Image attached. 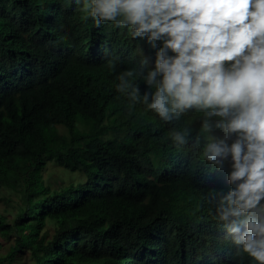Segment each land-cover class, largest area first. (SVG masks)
<instances>
[{
  "label": "trees",
  "instance_id": "trees-1",
  "mask_svg": "<svg viewBox=\"0 0 264 264\" xmlns=\"http://www.w3.org/2000/svg\"><path fill=\"white\" fill-rule=\"evenodd\" d=\"M155 52L73 0H0V188L17 193L11 220L0 215V264H235L204 198L226 172L115 88ZM48 160L82 179L53 189Z\"/></svg>",
  "mask_w": 264,
  "mask_h": 264
},
{
  "label": "clouds",
  "instance_id": "clouds-1",
  "mask_svg": "<svg viewBox=\"0 0 264 264\" xmlns=\"http://www.w3.org/2000/svg\"><path fill=\"white\" fill-rule=\"evenodd\" d=\"M73 3L97 27H126L156 49L153 67L142 57L116 73L118 94L170 123L176 148L192 144L226 172L227 188L204 193L220 244L235 264H264V0Z\"/></svg>",
  "mask_w": 264,
  "mask_h": 264
},
{
  "label": "rangeland",
  "instance_id": "rangeland-1",
  "mask_svg": "<svg viewBox=\"0 0 264 264\" xmlns=\"http://www.w3.org/2000/svg\"><path fill=\"white\" fill-rule=\"evenodd\" d=\"M59 131L65 132L64 128L58 126ZM43 178L53 189L58 188L70 181L82 179V175L77 172H71L63 167L58 166L54 160H48L43 171ZM17 200V193L12 192L4 187L0 188V215H4L11 220L13 214V203ZM11 240L5 239L0 235V256L5 255L10 248ZM13 264H28L29 259L26 254L19 253Z\"/></svg>",
  "mask_w": 264,
  "mask_h": 264
}]
</instances>
